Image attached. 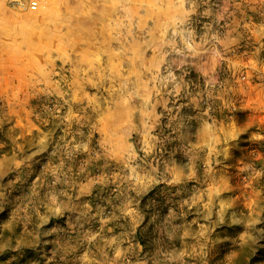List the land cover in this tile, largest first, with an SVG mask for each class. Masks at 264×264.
<instances>
[{
	"label": "rangeland",
	"instance_id": "rangeland-1",
	"mask_svg": "<svg viewBox=\"0 0 264 264\" xmlns=\"http://www.w3.org/2000/svg\"><path fill=\"white\" fill-rule=\"evenodd\" d=\"M0 264H264V0H0Z\"/></svg>",
	"mask_w": 264,
	"mask_h": 264
}]
</instances>
